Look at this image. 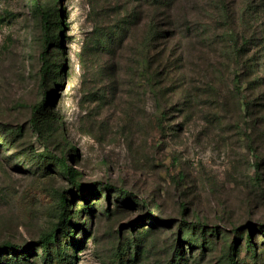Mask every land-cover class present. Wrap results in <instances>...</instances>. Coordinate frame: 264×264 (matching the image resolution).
<instances>
[{"label":"rangeland","instance_id":"1","mask_svg":"<svg viewBox=\"0 0 264 264\" xmlns=\"http://www.w3.org/2000/svg\"><path fill=\"white\" fill-rule=\"evenodd\" d=\"M41 3L63 23L45 86L33 1L0 0V137L18 130L11 144L0 139V244L31 247L33 264H61L57 245L45 262L39 241L64 195L72 227L59 239L69 264H225L229 253L237 264H264V86L246 65L259 47L248 44L245 59L233 60L225 43L203 46L185 27V57L174 65L177 55H164L155 67L156 95L134 31L112 44L118 10L136 0ZM192 6L191 18L213 8ZM53 94L35 133L32 106ZM46 153L76 170L82 195L58 160L42 162ZM12 259L0 251V264Z\"/></svg>","mask_w":264,"mask_h":264},{"label":"trees","instance_id":"2","mask_svg":"<svg viewBox=\"0 0 264 264\" xmlns=\"http://www.w3.org/2000/svg\"><path fill=\"white\" fill-rule=\"evenodd\" d=\"M35 8V12L40 18L42 36V52L40 54V72L42 86L49 80L53 74V65L49 60V49L52 46L59 47L60 40L55 30L62 28L63 23L59 20L54 22L52 20L51 12L46 8L41 0H32ZM198 0H136V4L132 8L125 7L123 11L118 10L116 29L111 31L112 44L121 45L123 40L127 37L128 31H134V37L141 43L139 50L140 56V69L144 72V79L148 88L158 95L157 92H162L158 88V76L162 74L158 68H155L157 63L160 62L164 55L166 59L172 58L177 55L174 63L180 61L185 57V49L181 44L183 38V31L185 27L189 30V33L200 41L203 46L211 47L215 42L225 43L228 47V54L233 60L238 58L245 59L248 51V44L258 46V54H252L247 60L248 67L254 69L256 76V84L258 86H264V0H207L212 2L213 8L210 10L201 9L197 11L196 16L191 18V8L193 3ZM205 1V0H200ZM196 20H193V19ZM145 21L144 28H142V22ZM185 24H182V23ZM140 31V32H139ZM139 36L136 34H138ZM136 33V34H135ZM259 35L261 37H259ZM157 43L162 45V50L157 49ZM162 51V52H161ZM161 53V54H160ZM178 53V54H176ZM245 60V61H246ZM168 63V64H169ZM168 64H164L162 69H166ZM178 67H183L180 64ZM264 95V93H263ZM56 94L50 97L43 96L41 101L32 106L30 125L35 133H40L41 124L40 120L46 122L45 111L48 104H52ZM264 99V98H263ZM260 111L263 112L261 125L264 127V102L260 103ZM8 129H3L2 133H6ZM18 130L7 131L6 136L0 137L5 140L6 143H12V138L17 135ZM11 138V139H10ZM0 148H2L0 146ZM42 162L50 163L56 158L51 153L41 155ZM58 160V164L62 167V171L67 178L73 183L74 187L79 189L82 195L86 191V187L77 183L78 173L72 167H69L63 160ZM259 167V163L256 164ZM91 188L93 187L90 186ZM110 186L106 185L102 188L105 191H110ZM101 189H98V192ZM93 192V189L91 190ZM130 198L128 195H125ZM82 199H86L83 195ZM68 199L62 195L59 199L60 212L56 224L46 233H44L39 241V246L43 247L45 254L44 261H51L50 245L55 244L56 251L59 252V261L61 264H69L71 256L69 257L66 252L65 242L61 244L62 237L71 234L70 228L72 222L70 220V212L67 210ZM89 207V206H88ZM150 217L153 218V214L150 212ZM190 224L188 226H191ZM134 228L131 227V230ZM206 228L201 225V236L205 235ZM237 230V228L235 229ZM250 237H248V248L252 249L250 245ZM188 243H193L194 240L187 239ZM28 247L24 245L18 247L17 245L10 244L8 242L0 244V251L6 252L15 256L12 259L11 264H33L29 261ZM31 248V247H29ZM19 254L21 258H18L16 254ZM178 256V257H176ZM175 258L179 263L182 259L181 250L178 249L175 252ZM180 264V263H179ZM225 264H237V260L233 258V255L229 253L226 257Z\"/></svg>","mask_w":264,"mask_h":264}]
</instances>
